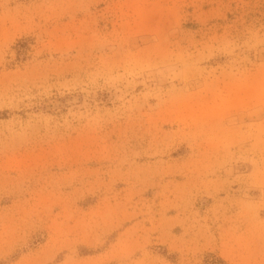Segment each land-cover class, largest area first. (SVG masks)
<instances>
[{"label":"rangeland","instance_id":"1","mask_svg":"<svg viewBox=\"0 0 264 264\" xmlns=\"http://www.w3.org/2000/svg\"><path fill=\"white\" fill-rule=\"evenodd\" d=\"M0 264H264V0H0Z\"/></svg>","mask_w":264,"mask_h":264}]
</instances>
